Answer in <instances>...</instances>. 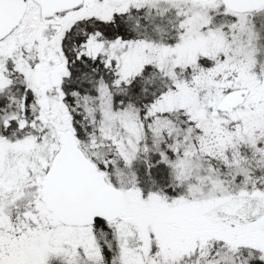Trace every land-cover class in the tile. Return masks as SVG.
Masks as SVG:
<instances>
[{
    "label": "snow or ice",
    "instance_id": "obj_1",
    "mask_svg": "<svg viewBox=\"0 0 264 264\" xmlns=\"http://www.w3.org/2000/svg\"><path fill=\"white\" fill-rule=\"evenodd\" d=\"M0 264H264V0H0Z\"/></svg>",
    "mask_w": 264,
    "mask_h": 264
}]
</instances>
